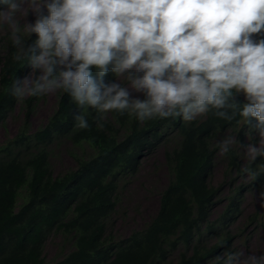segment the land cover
<instances>
[{
    "label": "trees",
    "instance_id": "1",
    "mask_svg": "<svg viewBox=\"0 0 264 264\" xmlns=\"http://www.w3.org/2000/svg\"><path fill=\"white\" fill-rule=\"evenodd\" d=\"M35 38L31 34L26 43ZM18 54L8 31L0 34V126L10 116L18 120L16 133L0 142V264H218L216 257L230 246L229 224L242 215L244 186H235L215 212L221 187L212 184L219 154L214 145L227 134L243 143L242 133L252 125L239 117L229 122L213 112L190 122L180 117L140 121L134 114L113 110L101 115L89 109L90 126L81 129L74 120L80 109L67 93L56 90L52 113L33 128L31 116L41 96L17 99L10 92L16 77L31 69L26 58L15 59ZM104 80L118 82L111 71ZM139 97L144 98L142 93ZM236 99L245 102L242 93ZM63 141L69 142L76 164L55 174L52 150ZM159 148L168 171L159 208L143 227L115 237L110 225L122 181ZM240 149L233 145L219 159H225L231 184L249 163ZM262 159L253 167L264 164ZM249 180L264 186V174ZM248 219L264 229V209ZM52 234L61 235L71 249L47 262L43 251Z\"/></svg>",
    "mask_w": 264,
    "mask_h": 264
},
{
    "label": "clouds",
    "instance_id": "2",
    "mask_svg": "<svg viewBox=\"0 0 264 264\" xmlns=\"http://www.w3.org/2000/svg\"><path fill=\"white\" fill-rule=\"evenodd\" d=\"M5 26L15 59L26 58L31 68L10 87L17 99L62 90L80 109L74 120L81 129L90 126L89 109L140 121L239 117L253 127L244 129V140L254 133L259 139L245 144L234 134L214 147L227 155L238 145L249 162L245 176L254 182L264 174V164L253 167L264 158V35H253L264 34V0H0V30ZM109 71L119 82H105ZM252 195L264 207V188ZM216 259L264 264V253L226 249Z\"/></svg>",
    "mask_w": 264,
    "mask_h": 264
},
{
    "label": "rangeland",
    "instance_id": "3",
    "mask_svg": "<svg viewBox=\"0 0 264 264\" xmlns=\"http://www.w3.org/2000/svg\"><path fill=\"white\" fill-rule=\"evenodd\" d=\"M27 11V5L21 13L17 14V19L20 24L24 23L23 12ZM35 18L34 14L29 12L26 16V20L31 22ZM7 27L0 30V34H4ZM31 69L24 75H28ZM22 77V78H23ZM120 82L124 81V78H119ZM119 82V80H118ZM133 96H140L141 93L132 92ZM56 104V90H53L45 95L41 96L34 113L31 116L32 127L37 128L40 124L44 123L49 115L52 113ZM19 110V108H18ZM18 128V120L14 116H10L6 119L5 124L0 126V142L3 141L7 135H13ZM230 134H227L229 136ZM235 136V135H234ZM258 136L254 133L252 136H248L244 143H248V140L256 142ZM70 144L67 141L61 142L59 145H54L51 155V163L55 174L64 172L67 169L74 168L75 160L71 153L68 151ZM239 152L242 155L243 161L246 160L243 150ZM222 154H218V162L212 173V184L214 186L221 187L219 203L215 206V212L217 213L223 207L225 203V196L229 195L232 189L239 184H242L243 190L240 195V208L242 215L238 219H234L229 224L228 232L231 234V241L229 250L241 251L244 254H261L264 253V229L257 226L256 223H252L249 216L256 212L262 211L264 207L257 204L252 193L258 194L259 191L264 188L254 186L250 183L248 177L244 173H237V179L229 183V178L225 176V159H221ZM168 180V171L164 160L163 148L157 149L150 155H145L141 159L138 172L135 175L124 177L121 186V194L119 206L114 213L111 229L115 237L128 236L133 230H137L143 227L150 218L157 212L160 204V194L165 187ZM71 249L69 243H64L61 235L52 234L49 240L44 246V256L47 262H53L60 257L61 252H68ZM178 254L176 251L173 254L174 259Z\"/></svg>",
    "mask_w": 264,
    "mask_h": 264
}]
</instances>
